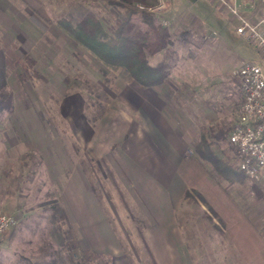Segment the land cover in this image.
Listing matches in <instances>:
<instances>
[{
  "label": "rangeland",
  "instance_id": "374dc122",
  "mask_svg": "<svg viewBox=\"0 0 264 264\" xmlns=\"http://www.w3.org/2000/svg\"><path fill=\"white\" fill-rule=\"evenodd\" d=\"M109 1L0 0V22L4 19L3 23L8 26L7 20L11 19L26 31L35 27L42 36L49 35V44L43 43L41 36V39L29 40V44H25L24 38L18 39L11 35L16 27L12 26L10 29L0 23V43L9 44L18 40V51L28 53L33 58L37 57L33 54L34 49L42 51L44 48L45 57L38 56L40 64L48 62L46 58L52 67L56 63L60 64L63 80L52 77L57 86L66 90L67 94L63 99L56 96L59 91L54 86L50 88L55 96L48 99L46 92L50 93L47 89L50 84L48 81L43 82L40 76L42 74L45 77L43 71H38V76L31 75L24 85L28 96L30 94L32 98L30 101L28 97L27 101L31 102L35 110L40 114L47 110L53 114L50 127L52 130L55 128L57 136L65 140L70 151L77 145L70 132L74 134L77 127L69 124L70 128L69 125L66 126L68 131H60L59 111L64 112L67 121L71 120L73 123H76V113L77 118H80L81 113L84 114L94 129L99 127L105 137L107 134L100 127V119L97 117L112 104L107 95L119 92L115 82L122 81L116 79L113 85H106L104 76L92 66L96 64L100 69L101 64L82 47L73 45L62 30V33L58 31L55 21L61 14L76 13L82 9L79 5L101 7L106 23L120 18L122 9L109 4ZM250 6L252 4H248L243 13L251 20H258L260 17L255 18L251 14ZM158 13L171 25L174 46L180 54L176 73L171 78L173 85L169 91V109L174 113L177 110L187 114L196 127V134L200 123L229 125L231 128L242 101L240 83L231 72L247 60L264 65L261 52L251 39L236 32L237 18L215 0H169L166 7ZM30 48H33L32 51ZM72 50L75 51L74 54ZM9 79L12 80L13 77L10 75ZM15 84L13 81L12 86ZM55 98L63 101L54 102ZM204 108L207 111L206 117L202 113ZM12 112L0 113V130L10 127L8 122L11 114H14ZM6 143L0 135V211L12 215L16 222L0 240V264H44L45 260L52 262L51 264H78L77 246L72 250L70 241L63 242L66 237L62 236V232L70 230L71 239L76 243L68 216H65L68 218L66 221L63 219L60 223L48 220L53 204H58L55 198L58 181L49 178L41 165L40 157L24 143H9L7 146ZM106 145L104 141L103 146ZM214 148L220 158L224 159L228 154L231 157L229 162L237 165L235 147L228 142V138L215 141ZM89 149L84 148L81 155L85 176L114 231L120 236L123 248L131 256L129 264H154L151 260L152 253L143 242V218L139 216L138 210L115 176L120 193L112 184L110 173L114 175V170L105 164L106 158L98 163ZM191 155L194 166L188 172L187 188L203 197L205 186L209 191L206 199L193 191L194 198L185 200L183 197L178 215L180 225H189L188 232L192 235L190 239L195 238L191 240L192 246L189 248L194 264H251L245 259L247 255L252 256L259 264H264V199L257 204H250L256 195L253 184L259 186L264 194L263 174L256 181L230 178L211 165L201 164L194 153ZM8 161L11 165L6 166ZM97 169L99 172L103 170L105 177ZM201 176L205 178L204 183L199 182ZM240 230L246 238L244 244L246 241L250 243L252 234V246L246 248L248 251L243 252L242 259L240 250L235 245V237Z\"/></svg>",
  "mask_w": 264,
  "mask_h": 264
},
{
  "label": "crops",
  "instance_id": "0c3cea01",
  "mask_svg": "<svg viewBox=\"0 0 264 264\" xmlns=\"http://www.w3.org/2000/svg\"><path fill=\"white\" fill-rule=\"evenodd\" d=\"M250 4H252L250 12L255 18L264 16V0H253ZM3 20L0 23L4 27L17 28L12 30L14 34L11 35L18 39L24 38L25 44H29V40L36 38L39 40L41 37L43 43L50 42L49 35L42 36L35 27L26 31L11 19L7 20L8 26ZM58 31L61 32L59 28ZM30 49L32 51L33 48ZM31 51L29 50L30 53ZM34 51L33 54L37 55L34 57L36 69L45 73V77L42 74L40 76L43 82L48 81L50 84L47 88L50 93L46 92L48 99L50 100L54 95L50 86L57 88L59 93L56 96L63 99L67 94L66 90L57 86L53 80V77L63 80L60 64L56 63L52 67L46 58L48 62L43 60L45 63L41 65L38 60L40 57H45L46 52L44 48L42 51L35 49ZM71 52L74 54L75 51ZM92 66L99 72L100 69L96 64ZM177 66L178 63L165 85L146 87L137 81L115 82L119 92L116 95L112 93L107 95L112 104L97 117L100 119V127H103L107 134L106 138L99 127L94 129L93 124L84 114L81 113L80 118H77V113L74 115L76 124L71 120L67 121L66 114L59 111L60 131H68L66 126L69 124L77 127L74 129V134L69 131L77 144L73 146L75 147L73 151H70L65 140L57 136L55 128L51 129L50 121L53 119V114L50 111L40 114L30 104L31 102L28 101L29 105H23L21 100L15 101L14 114H11V120L8 122L10 127L0 130L1 138L7 142L6 146L9 143H24L40 157L41 165L49 178L58 181L55 198L64 215L70 220L69 223L75 233V245L79 251L88 249L106 254L110 258L109 264L131 263V256L123 248L120 236L114 231L99 198L92 191L85 176L81 155L84 148H90L92 156L98 163L103 160L102 158H106L105 164L112 167L116 180L131 199L139 216L143 218L142 224L145 226L143 242L149 247L153 257H149V260L151 258L154 264H194L189 248L192 246L191 240L195 238L190 239L192 235L188 232L189 225H180L178 215L182 208L181 201L185 189L188 187V172L194 166L191 153L196 140V127L187 114L177 110L174 113L169 109L171 105L169 91L173 85L171 78L174 77ZM11 76L13 79H9V84L15 90L18 84L14 76ZM13 81L16 82L15 86H12ZM28 97L31 101L30 94ZM59 101L60 99L57 98L54 100V102ZM206 112L204 108L202 113L205 117ZM238 115L239 109L236 120ZM104 141L107 143L105 147ZM51 168H54V171H51ZM102 172L103 170L99 174L105 177ZM204 180V176H201L199 182L204 183ZM115 188L120 193L119 187L115 186ZM207 188L205 186L204 197L202 195L204 199L209 193ZM68 218H65V221ZM242 232L240 230L235 237V245L240 250L241 259L243 252L248 251L246 248L252 246V234H250V243L246 241L244 244L246 238L242 236ZM250 253L253 254L252 250ZM245 259L251 264H259L250 255L245 256ZM138 262L140 263V259Z\"/></svg>",
  "mask_w": 264,
  "mask_h": 264
},
{
  "label": "trees",
  "instance_id": "16d2710c",
  "mask_svg": "<svg viewBox=\"0 0 264 264\" xmlns=\"http://www.w3.org/2000/svg\"><path fill=\"white\" fill-rule=\"evenodd\" d=\"M155 3L156 0H110L109 4L122 9V15L113 21L108 20L107 23L104 21L101 7L79 5L82 9L76 13L57 16L55 23L73 45L82 47L101 64L99 71L104 76L106 85H113L116 79L125 82L137 81L146 87L165 85L178 63L179 52L174 46L171 25L165 18H161L160 14L147 9ZM140 5H143V8ZM18 49V40L9 44L0 43V113L13 111L16 100H21L23 105H29L24 84L31 75L38 76L39 73L35 58L28 53L19 52ZM10 75L17 81L18 87L15 90L10 87ZM229 131V125L200 123L192 152L201 164L211 165L230 178L244 180L248 178L247 175L238 165L229 162L230 155L227 154L222 159L214 148L215 141L226 139ZM7 165L11 163L8 161ZM108 172L110 173V170ZM111 173L112 184L118 186L115 175ZM253 188L256 195L250 204H257L264 199V194L259 186L253 184ZM192 191L185 189V200L195 197ZM63 219L65 215L59 204H53L49 222L60 223ZM62 233L66 237L65 240L62 239L63 242L70 241V248L73 250L76 245L71 239L70 230ZM78 255V264H100V261L102 264H109L110 261L106 254L88 249H80ZM43 263L52 262L45 260Z\"/></svg>",
  "mask_w": 264,
  "mask_h": 264
},
{
  "label": "built area",
  "instance_id": "2783aa9c",
  "mask_svg": "<svg viewBox=\"0 0 264 264\" xmlns=\"http://www.w3.org/2000/svg\"><path fill=\"white\" fill-rule=\"evenodd\" d=\"M237 18L236 32L251 39L264 58V16L251 20L243 10L253 0H216ZM169 0H156L147 7L159 14ZM143 8V5H140ZM242 89L239 115L232 124L228 142L235 147L237 165L248 179L258 180L264 174V65L247 60L232 70ZM16 222L9 214L0 211V240Z\"/></svg>",
  "mask_w": 264,
  "mask_h": 264
}]
</instances>
